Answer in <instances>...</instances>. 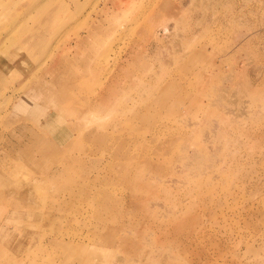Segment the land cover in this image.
Masks as SVG:
<instances>
[{
    "label": "rangeland",
    "instance_id": "1",
    "mask_svg": "<svg viewBox=\"0 0 264 264\" xmlns=\"http://www.w3.org/2000/svg\"><path fill=\"white\" fill-rule=\"evenodd\" d=\"M0 264H264V0H0Z\"/></svg>",
    "mask_w": 264,
    "mask_h": 264
}]
</instances>
